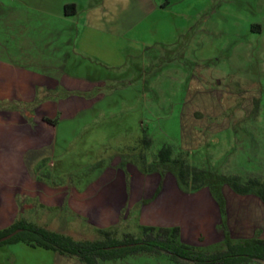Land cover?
I'll list each match as a JSON object with an SVG mask.
<instances>
[{
    "label": "rangeland",
    "instance_id": "1",
    "mask_svg": "<svg viewBox=\"0 0 264 264\" xmlns=\"http://www.w3.org/2000/svg\"><path fill=\"white\" fill-rule=\"evenodd\" d=\"M97 1L0 0V62L93 81L73 91L60 88L61 99L71 97L64 105L80 112L62 115L55 175L52 166H37L53 155L55 136L40 115L34 117L40 102H0L1 127L20 124L13 113L32 116L29 149L0 151L14 165V183L4 184L14 195L12 220L23 215L77 240L98 239L99 228L112 226L137 234L140 223L180 225L184 242L218 245L220 216L207 189L184 193L168 174L154 198L161 177L140 170L141 138L145 130L153 140L149 161L169 143L199 150L193 165L264 179V0L108 3L103 20L110 32L102 40L81 39L84 23L75 39L69 23L37 8V2ZM63 59L70 62L62 65ZM40 131L43 142L36 143ZM38 171L50 178L41 180ZM224 194L233 236L260 232L264 238L263 203L228 186ZM54 254L7 245L0 264H52ZM105 264L177 263L166 255H142Z\"/></svg>",
    "mask_w": 264,
    "mask_h": 264
},
{
    "label": "trees",
    "instance_id": "2",
    "mask_svg": "<svg viewBox=\"0 0 264 264\" xmlns=\"http://www.w3.org/2000/svg\"><path fill=\"white\" fill-rule=\"evenodd\" d=\"M74 8V5L67 6ZM259 100L256 101V108ZM57 126L59 120L46 119ZM143 150L139 154L140 170L144 174H159L164 179L172 174L179 188L190 194L208 190L216 203L220 216L219 228L223 239L218 245H194L182 238L180 226L138 225L139 232L120 233L118 226L99 228L98 239L77 240L74 237L52 230L47 226L30 221L23 215L18 216L13 224L0 230V249L7 245L25 244L32 248L52 251L56 254L74 258L82 264H105L142 255H166L177 264H252L264 262V238L257 232L252 237L235 238L229 226V214L224 188L228 186L239 196H254L264 205V179L244 178L240 175H226L215 169L193 165L190 159L199 150L190 152L180 146L164 144L149 161L147 151L151 150L153 140L144 130L141 138ZM50 159H44L38 170L41 171ZM40 173V172H39ZM42 175V176H41ZM45 171L41 180L50 178ZM161 184L154 196L157 198ZM12 235V237L7 238Z\"/></svg>",
    "mask_w": 264,
    "mask_h": 264
},
{
    "label": "crops",
    "instance_id": "3",
    "mask_svg": "<svg viewBox=\"0 0 264 264\" xmlns=\"http://www.w3.org/2000/svg\"><path fill=\"white\" fill-rule=\"evenodd\" d=\"M121 2L122 0H111L110 2H108V0H99L97 2H83V3L82 2L79 3L37 2L38 5L37 8L41 10V12L44 14L47 13L49 14V12H54L55 15L58 17V19H62L64 22L69 23L70 24V27H68L69 32H72L74 34L75 39H77V33L80 34L81 32L80 30H78V25L80 23H84L85 27L83 29V32L86 31V34H84V36L80 35L81 39L102 40L106 38L107 34L110 32L107 26V22L103 20L104 19L103 10L107 8L108 3L118 4ZM72 5H74L73 8L74 12L73 15H70L68 11L66 12V7ZM114 30H116V28H114ZM69 62L70 61L67 62V59H63L62 63L60 64L66 65ZM83 83L85 84L93 83V81L84 82L82 80L77 79V77L75 76L66 75V74H64L63 76L61 75L55 76L51 74L37 73L36 71L27 68L14 66V64L12 63L9 64V63L0 62V102H7V103L40 102L39 103L40 105H38L37 109L35 110L36 114L34 117L37 118L40 115L43 119L42 123L46 124L49 127V129L55 130V136L53 140V146H54L53 155L51 157L42 158L37 164V166L39 167L40 163L44 159L46 158L50 159L49 163L45 167L52 166V169L51 168L49 169L52 171L54 175H55V171H54L55 148L58 141V130H59L58 126L61 123V121H63L62 115L63 113L64 115L65 113L66 114L68 113L67 117L73 118L76 117L80 112L79 111L77 113L75 107L70 103L64 105V103L68 101L71 97H68V99H61L60 96H58L60 93V88L65 87L67 88L68 91H73L75 90L76 87H78V85ZM48 95L50 97H48L47 99L42 98ZM72 102L75 104L74 100ZM29 117L32 116L29 114H26L24 116L22 113L16 112L12 114V118L19 120L20 123L19 125L11 126V127L0 126V151L12 152L14 150L22 151L29 149L30 147L29 126L27 121ZM46 119L59 120V124L57 126L52 125L51 123L47 122ZM34 134H39V132H34ZM42 136H43V132L41 133L40 131V137L35 136L37 141L36 143H38L39 141L43 142ZM13 166L14 165L11 159L7 160L6 158H0V230L11 226L15 221V219L14 221L12 220L14 195L12 194V191H10V188H8L7 190V188H5L6 185H4V184H8L11 186V184L14 183V178L12 174ZM146 175H152V174H146ZM166 177L164 179H162L161 177L160 183L163 184L161 192L163 190L164 181ZM143 225H148V224H143ZM153 226H164V225H153ZM169 226H180V225H169ZM51 257H52L51 260L52 264H82L77 259L65 257L56 253Z\"/></svg>",
    "mask_w": 264,
    "mask_h": 264
},
{
    "label": "water",
    "instance_id": "4",
    "mask_svg": "<svg viewBox=\"0 0 264 264\" xmlns=\"http://www.w3.org/2000/svg\"><path fill=\"white\" fill-rule=\"evenodd\" d=\"M10 237H12V235L8 236V237H7V238H5V239H8V238H10Z\"/></svg>",
    "mask_w": 264,
    "mask_h": 264
}]
</instances>
